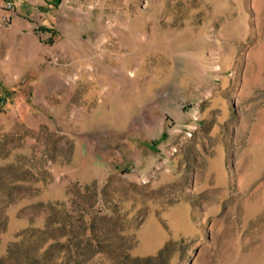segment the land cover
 Masks as SVG:
<instances>
[{
    "label": "rangeland",
    "instance_id": "obj_1",
    "mask_svg": "<svg viewBox=\"0 0 264 264\" xmlns=\"http://www.w3.org/2000/svg\"><path fill=\"white\" fill-rule=\"evenodd\" d=\"M18 3L1 264H264V0H62L48 37Z\"/></svg>",
    "mask_w": 264,
    "mask_h": 264
},
{
    "label": "crops",
    "instance_id": "obj_2",
    "mask_svg": "<svg viewBox=\"0 0 264 264\" xmlns=\"http://www.w3.org/2000/svg\"><path fill=\"white\" fill-rule=\"evenodd\" d=\"M13 1H19V3L14 6V13L10 23L11 33L22 32L37 25L45 36L48 37V33L53 35L54 29L48 27V16H53L54 9L59 5L55 6L50 0H35V2L31 0ZM33 13H39L42 16L40 22L30 18Z\"/></svg>",
    "mask_w": 264,
    "mask_h": 264
},
{
    "label": "trees",
    "instance_id": "obj_3",
    "mask_svg": "<svg viewBox=\"0 0 264 264\" xmlns=\"http://www.w3.org/2000/svg\"><path fill=\"white\" fill-rule=\"evenodd\" d=\"M50 1H52V3H53L55 6H58L62 0H50ZM2 100H3V98H2ZM151 145H152V146H155V142L152 141V142H151ZM14 253H15L14 246H12V247H11V246L8 247L7 255H6L5 257H0V264H1V263H4V261H5L7 258L12 257V256L14 255ZM48 253H49V248L46 249V250L44 251V255H47ZM30 262H31L30 264H44V263H41V262H40L38 259H36V258H33V260H31Z\"/></svg>",
    "mask_w": 264,
    "mask_h": 264
},
{
    "label": "built area",
    "instance_id": "obj_4",
    "mask_svg": "<svg viewBox=\"0 0 264 264\" xmlns=\"http://www.w3.org/2000/svg\"><path fill=\"white\" fill-rule=\"evenodd\" d=\"M7 4H8V7H11V3L10 2H7Z\"/></svg>",
    "mask_w": 264,
    "mask_h": 264
}]
</instances>
